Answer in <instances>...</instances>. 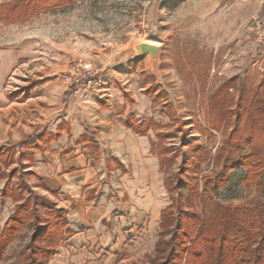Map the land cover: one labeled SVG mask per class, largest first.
<instances>
[{
	"label": "crops",
	"instance_id": "crops-1",
	"mask_svg": "<svg viewBox=\"0 0 264 264\" xmlns=\"http://www.w3.org/2000/svg\"><path fill=\"white\" fill-rule=\"evenodd\" d=\"M29 1L37 0H0V6ZM170 1L160 0L161 6ZM212 4L217 13L207 23L211 61L219 54L224 60L238 53L264 58L251 32L261 0ZM107 44L85 49L78 42H55L31 26H15L0 38V148L15 159L7 172L27 167L20 171L23 180L36 179L32 190L67 215L69 234L60 247L78 264L88 250L107 243L114 210L135 219L150 213L161 222L166 209L160 199L165 189L164 180L158 181L160 160L152 150L154 129L143 135L131 126L151 120L164 124L160 121L167 115L158 113L147 96L154 85H162L156 64L148 55L133 59ZM78 61L101 73L108 91L74 97L65 73ZM5 184L0 183V192ZM112 187L129 202L108 205L104 197Z\"/></svg>",
	"mask_w": 264,
	"mask_h": 264
},
{
	"label": "rangeland",
	"instance_id": "rangeland-1",
	"mask_svg": "<svg viewBox=\"0 0 264 264\" xmlns=\"http://www.w3.org/2000/svg\"><path fill=\"white\" fill-rule=\"evenodd\" d=\"M213 2L217 4L218 0H171L164 6L160 0H70L59 6H45L29 16L14 11L11 14L14 19L0 21V38L11 35L15 26L22 29L31 26L55 42H78L85 49L108 43L107 46L115 51L130 55L137 45L151 43L157 46L160 52L154 66L162 85H154L147 96L158 113L167 115L160 121L164 124L158 125L168 126L161 131L167 137L166 148L179 156L166 175L159 174L158 181L162 183L184 169L186 173L182 180L187 184L172 193L162 190V207L168 208L174 199H181L185 211L192 212L189 199L197 186L190 176L195 175L199 176V192L204 197L200 201L202 212L209 214L217 206L238 210L242 212L243 221L244 214L252 215L259 225V232H263L264 172L256 182L248 181L249 169L242 166L229 171L223 185L215 186L214 183H219L215 180L225 169L223 161L218 162L216 151L224 147L235 129L243 130L241 119L250 106L256 101L264 102V58H255L253 54L241 57L238 53L224 60L219 54L211 61V49L207 44L211 30L207 23L217 13L212 7ZM233 79H240L243 84L239 81L235 88L221 91L225 83ZM219 92L222 94L217 101V112L224 114L230 110L232 113L226 130L225 123L218 130L211 126L216 114L210 112L209 102ZM154 140L158 141L156 133ZM242 148L240 157L246 158L252 153L249 147ZM225 149L230 151L231 147ZM26 180L32 192L42 195L32 190L36 179L27 177ZM22 181L23 177L20 181L12 180L11 185ZM104 200L108 205L113 202L114 206L129 202L114 187L107 191ZM15 206L8 199H0V234ZM39 214L43 217L46 212L39 208ZM177 217L180 218L178 211ZM107 230V243L99 244L97 251L88 250L87 257L79 259L81 264H152L160 235L164 234L165 242L169 240V235L160 228L159 220H154L150 213L135 219L126 211L114 210ZM19 233L28 238L9 244L0 264H24L20 255L32 233L28 227H23ZM61 244L50 261L78 264L75 259L72 261L75 255L61 250Z\"/></svg>",
	"mask_w": 264,
	"mask_h": 264
},
{
	"label": "trees",
	"instance_id": "trees-1",
	"mask_svg": "<svg viewBox=\"0 0 264 264\" xmlns=\"http://www.w3.org/2000/svg\"><path fill=\"white\" fill-rule=\"evenodd\" d=\"M70 0H37L26 3H17L14 6H0V21L14 19L11 14L16 11L23 16L38 12L45 6H59ZM240 79H233L225 83L223 90L235 88ZM243 84L242 81H240ZM222 92L210 98V112L216 114L211 120L213 129L225 130L230 125L232 113L227 110L224 114L218 113L217 101ZM244 128L242 131L235 129L226 140L224 147L216 152L218 162L223 161L224 172L217 176L215 186L223 185L227 173L238 167L245 166L249 169L248 181L256 182L257 177L264 172V102L256 101L242 117ZM139 124V125H138ZM136 134H147L151 128L156 133V143L152 141V150L158 155L162 174H167L178 159V154H173L166 148L167 137L161 131L168 127L158 125L154 121L136 123L131 125ZM82 138L80 141H85ZM232 144V146H230ZM231 147L230 151L225 148ZM249 147L252 153L240 157L239 150ZM15 165L14 154L0 148V183L5 182L4 190L0 192V199H8L15 204V211L10 216L0 235V260L8 245L19 240L25 241L28 237L19 231L28 227L32 233L20 257L24 264H49L55 250L64 242L69 227L67 215L57 209V205L45 196L39 195L28 188L25 181L14 182L22 179L21 168L7 169ZM186 171L183 169L179 175H173L164 180L165 189L169 193L176 192L179 188L187 187L182 180ZM196 184V192H192L190 203L192 212L183 208V200L174 199L168 208L161 212L160 228L169 235V240L164 241V234L156 242L155 256L151 258L152 264H264V231L259 232V225L252 215L241 211H230L217 206L209 214L200 210V201L204 198L199 192L201 185L199 176H190ZM210 182L206 185L210 186ZM27 192V195L25 194ZM39 208L45 210V216H40ZM200 210V211H199ZM177 211L180 218L177 217ZM264 216V214H263ZM264 225V224H263ZM45 241L47 243L45 244Z\"/></svg>",
	"mask_w": 264,
	"mask_h": 264
},
{
	"label": "built area",
	"instance_id": "built-area-1",
	"mask_svg": "<svg viewBox=\"0 0 264 264\" xmlns=\"http://www.w3.org/2000/svg\"><path fill=\"white\" fill-rule=\"evenodd\" d=\"M251 32L255 43L264 49V0H261V12L255 17ZM65 76L69 80V84H71L74 97H77L82 92H91L93 90L106 89L108 91L104 85L102 74L87 68L81 62L70 66Z\"/></svg>",
	"mask_w": 264,
	"mask_h": 264
},
{
	"label": "water",
	"instance_id": "water-1",
	"mask_svg": "<svg viewBox=\"0 0 264 264\" xmlns=\"http://www.w3.org/2000/svg\"><path fill=\"white\" fill-rule=\"evenodd\" d=\"M132 52L133 54L132 53L130 55L128 54L130 58L134 59V58H138L144 55H150L153 64H155L160 51L157 46L149 43V44H141V45L135 46Z\"/></svg>",
	"mask_w": 264,
	"mask_h": 264
}]
</instances>
